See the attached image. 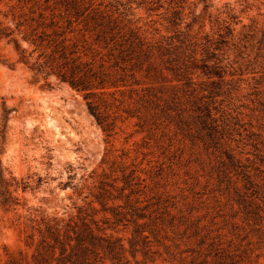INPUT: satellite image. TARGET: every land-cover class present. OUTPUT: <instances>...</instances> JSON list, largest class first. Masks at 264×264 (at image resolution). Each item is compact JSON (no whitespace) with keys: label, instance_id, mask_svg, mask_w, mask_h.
<instances>
[{"label":"rangeland","instance_id":"obj_1","mask_svg":"<svg viewBox=\"0 0 264 264\" xmlns=\"http://www.w3.org/2000/svg\"><path fill=\"white\" fill-rule=\"evenodd\" d=\"M109 1L164 55L88 94L49 74L61 0H0V264H264V0Z\"/></svg>","mask_w":264,"mask_h":264},{"label":"trees","instance_id":"obj_2","mask_svg":"<svg viewBox=\"0 0 264 264\" xmlns=\"http://www.w3.org/2000/svg\"><path fill=\"white\" fill-rule=\"evenodd\" d=\"M111 2L61 0V6L46 7L48 13L41 16L48 19V25L53 28L46 42L51 47L47 60L51 66L49 74L54 73L74 89L89 94L93 88L116 86L121 71H129L134 77L136 71L150 73L156 69L151 58L154 50L159 56L164 55L161 44L150 39L132 17H127L133 12L123 18L108 7ZM70 33L75 35L70 36ZM88 102L100 120L98 105ZM44 222L40 230L43 236L48 234L64 247L63 232L66 237L72 236L61 220L52 217ZM94 237V230L84 221L82 229L74 236L76 247L88 249L87 240Z\"/></svg>","mask_w":264,"mask_h":264}]
</instances>
